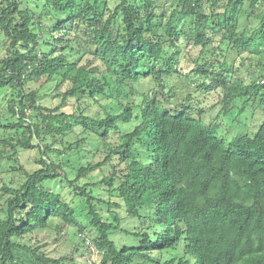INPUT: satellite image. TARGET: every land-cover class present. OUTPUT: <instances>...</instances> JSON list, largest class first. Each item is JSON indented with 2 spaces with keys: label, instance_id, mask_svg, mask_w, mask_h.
<instances>
[{
  "label": "clouds",
  "instance_id": "9594fccd",
  "mask_svg": "<svg viewBox=\"0 0 264 264\" xmlns=\"http://www.w3.org/2000/svg\"><path fill=\"white\" fill-rule=\"evenodd\" d=\"M0 88L33 145L0 141V264H232V237L264 250V206L229 196L247 186L232 161L264 163V0H0ZM189 126L225 153L213 202L192 183L215 168L185 170Z\"/></svg>",
  "mask_w": 264,
  "mask_h": 264
},
{
  "label": "trees",
  "instance_id": "16d2710c",
  "mask_svg": "<svg viewBox=\"0 0 264 264\" xmlns=\"http://www.w3.org/2000/svg\"><path fill=\"white\" fill-rule=\"evenodd\" d=\"M50 71H54V69H49ZM75 76V73L72 74ZM65 91H68L66 88ZM1 107V106H0ZM127 110V109H126ZM68 113L61 112L60 115L64 116ZM235 114H229L225 117V119L233 118ZM264 128V125L261 126ZM190 130L188 131L187 137L184 141H182L180 145V153L189 159L185 163L186 172L198 176L200 168L212 169L213 167L218 172V177L214 180L213 183H207L206 179L203 176H200L192 183V189L195 192L202 193L210 202L212 201L213 196H216L217 192L221 191L220 188L217 187L220 184L219 177L224 176L226 173L223 171V159L225 158V153L222 152L217 144L216 138H207V144L205 145L201 139L202 133L199 132L193 126H189ZM143 132V130H141ZM15 134L17 137H23L21 141L26 147L31 148L33 145L29 144V128L26 124L20 123L19 120H15L6 116L0 117V141L5 139H9L12 135ZM212 149H217L215 152H212ZM247 151H251L255 153L256 149H246ZM209 155H211V160L208 159ZM215 162V163H213ZM23 167V163H22ZM231 167L234 169H238L239 172L245 173L246 175L243 177L246 188L241 189L239 192L230 191L229 196H236L237 202L241 207H244V202L239 201L240 196H246L248 199H256L257 203L261 206H264V163L257 164L255 160L251 162L244 160L243 162L232 161ZM26 172L29 174H33L29 171V169L25 168ZM36 171H41L37 169ZM135 185V192L137 199L140 201H144L148 199L149 193L147 191H141V185L139 181H130ZM155 184V181H152ZM229 187L232 186V178L229 179ZM206 189V191H205ZM168 191V188L165 184L160 185V192L163 196ZM217 199L221 198L219 196ZM185 205L188 202H184ZM82 211H86L85 214H79L78 210L75 213L77 216H86L87 215V205L81 207ZM183 211V207L181 208ZM221 218H223V222L235 229L237 232L240 227H243L244 221H248V226L246 231H251L255 226L256 217H253V220L248 219L247 210L245 209V213L240 215L236 222L233 223V218L226 214L224 209H221L219 212ZM113 223L109 226V228L105 229V231H110L112 228L117 227L118 225L115 223V217L112 218ZM100 227L99 223L96 225ZM199 238L208 244H215V242L219 239V232H204L202 234H198ZM235 237H232L229 242V248L225 251L232 252V264H264V250L258 248H249L245 247L243 244L237 245L234 249H232L231 245L235 244ZM131 247H139V246H131ZM158 251L164 252V249H159ZM211 260V258H210ZM156 264H173V260H158ZM179 264V262H176ZM185 264L187 262L185 261ZM211 264H215L214 260H211Z\"/></svg>",
  "mask_w": 264,
  "mask_h": 264
},
{
  "label": "rangeland",
  "instance_id": "374dc122",
  "mask_svg": "<svg viewBox=\"0 0 264 264\" xmlns=\"http://www.w3.org/2000/svg\"><path fill=\"white\" fill-rule=\"evenodd\" d=\"M4 96H5L4 90H3V88H0V100H2L4 98ZM0 106L3 107V105H0ZM78 213L79 214H85L86 211H84V210L82 211V208H80V209H78Z\"/></svg>",
  "mask_w": 264,
  "mask_h": 264
}]
</instances>
